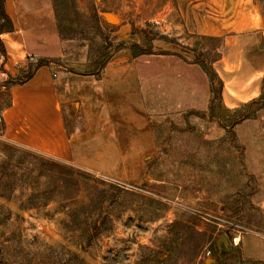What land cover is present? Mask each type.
I'll list each match as a JSON object with an SVG mask.
<instances>
[{
    "label": "rangeland",
    "instance_id": "obj_1",
    "mask_svg": "<svg viewBox=\"0 0 264 264\" xmlns=\"http://www.w3.org/2000/svg\"><path fill=\"white\" fill-rule=\"evenodd\" d=\"M21 1L55 7L58 69L94 73L118 44L139 45L156 150L147 178L129 183L0 140V264L17 262L1 259L7 239L29 251L36 239L62 243L88 264H137L141 246L155 245L154 261L142 264H264V75L255 95L248 66L213 63L217 42L187 30L177 0ZM198 52L220 80L211 83ZM3 60L0 49V114L13 84ZM196 231L206 232L197 253Z\"/></svg>",
    "mask_w": 264,
    "mask_h": 264
},
{
    "label": "crops",
    "instance_id": "obj_2",
    "mask_svg": "<svg viewBox=\"0 0 264 264\" xmlns=\"http://www.w3.org/2000/svg\"><path fill=\"white\" fill-rule=\"evenodd\" d=\"M177 2L191 34L222 38L218 61L249 67L254 75L249 88L257 95L264 75V9L259 1ZM3 4L13 26L0 32L6 53L2 67L8 74L16 76L40 58L65 56L53 5ZM9 90L10 104L1 112L7 142L106 178L129 183L147 178L146 163L156 142L132 49L114 52L99 76L58 69L51 62Z\"/></svg>",
    "mask_w": 264,
    "mask_h": 264
},
{
    "label": "trees",
    "instance_id": "obj_3",
    "mask_svg": "<svg viewBox=\"0 0 264 264\" xmlns=\"http://www.w3.org/2000/svg\"><path fill=\"white\" fill-rule=\"evenodd\" d=\"M4 0L0 1V32H4L7 29H11L12 23L7 14L5 13L4 10ZM201 39H206V40H211V41H216L217 42V49L214 48L216 51L215 58L213 59V63L221 59L222 57V49H223V40L221 37H215V36H208V35H195ZM130 48L133 50L134 47H139L137 43L128 45L126 43H120L116 46V51L121 49V48ZM0 49L5 57V49L3 45L0 42ZM212 51V49H211ZM142 53H152V49H149L148 51L142 50ZM170 54V53H166ZM174 55H178L176 53H173ZM205 53H197V63H199L204 70L209 74V77L211 79V83L215 80H220L217 74V71L214 69L213 63L209 65L207 61H204L205 59ZM180 56V55H178ZM182 57V56H181ZM110 57H105L104 61L100 64L98 67V70L92 74H95L97 76L100 75L101 70L104 68L106 65L108 59ZM185 58V57H182ZM58 60L57 59H52V58H40L36 62H29L27 65L28 72L24 74L22 78L12 76L10 75L11 80L13 81V84L16 83H24L28 81L35 73V71L43 66V65H49L51 62L56 63ZM263 89H264V82H263ZM100 229V225L97 223H94L93 225L90 226L89 228V236H95L94 233H97L98 230ZM196 235L200 238L195 245L196 248V253L204 247L205 239H206V232H200L196 231ZM193 234V233H192ZM192 239V235H183L181 238L180 242V247L184 246L185 243L189 240ZM7 242H1V245H3V251H1V259L7 258V260L10 263H15V259H17L16 264H88L85 257L74 248H71L65 244L62 243H54L50 244L45 241H40L39 239H36V241H33V243H30V245L37 246L39 250H31L29 251V248L27 246H22L21 241H14L13 239H7ZM79 246L81 248H84L86 245L90 244V241H79ZM143 250L147 252V256H142L140 257L139 261L137 264H142L145 262H153L154 258L151 257V253H156L160 250L157 249L156 245L155 247H147V246H141Z\"/></svg>",
    "mask_w": 264,
    "mask_h": 264
},
{
    "label": "built area",
    "instance_id": "obj_4",
    "mask_svg": "<svg viewBox=\"0 0 264 264\" xmlns=\"http://www.w3.org/2000/svg\"><path fill=\"white\" fill-rule=\"evenodd\" d=\"M0 140L7 141L5 138V120L2 114H0Z\"/></svg>",
    "mask_w": 264,
    "mask_h": 264
}]
</instances>
